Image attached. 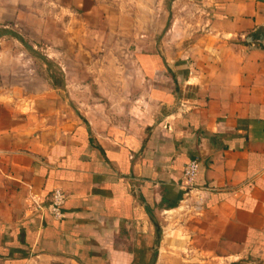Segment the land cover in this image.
<instances>
[{
  "label": "crops",
  "instance_id": "1",
  "mask_svg": "<svg viewBox=\"0 0 264 264\" xmlns=\"http://www.w3.org/2000/svg\"><path fill=\"white\" fill-rule=\"evenodd\" d=\"M58 7L63 86L0 36V264H264V0Z\"/></svg>",
  "mask_w": 264,
  "mask_h": 264
},
{
  "label": "rangeland",
  "instance_id": "2",
  "mask_svg": "<svg viewBox=\"0 0 264 264\" xmlns=\"http://www.w3.org/2000/svg\"><path fill=\"white\" fill-rule=\"evenodd\" d=\"M0 1L2 3V0ZM10 2L11 9H5L8 21L7 18H3V9L0 7V36H7L9 41L6 46L13 49L11 81L19 78L26 80L28 86L25 85L23 91L28 92V95L34 92L36 86L30 81L35 79L50 81L58 88L63 86L66 76L57 64L61 58L54 56L51 50L63 42L56 41L53 37L68 29L69 24L66 25V20H70L66 14L67 10L58 5H71L72 0H10ZM112 12L115 13L114 10ZM59 16L64 17L62 19L64 24H60ZM94 25L93 23L92 26ZM79 74L80 78L82 73Z\"/></svg>",
  "mask_w": 264,
  "mask_h": 264
},
{
  "label": "built area",
  "instance_id": "3",
  "mask_svg": "<svg viewBox=\"0 0 264 264\" xmlns=\"http://www.w3.org/2000/svg\"><path fill=\"white\" fill-rule=\"evenodd\" d=\"M199 173V163L198 161H193L189 164L187 167L184 175L185 179L188 182L187 185L184 184V189L186 193H190L192 191L193 186L195 185L196 178ZM65 197L60 191H55L52 197V202L47 208V211L49 214L54 216L55 218H58L61 216L60 207L64 203Z\"/></svg>",
  "mask_w": 264,
  "mask_h": 264
}]
</instances>
